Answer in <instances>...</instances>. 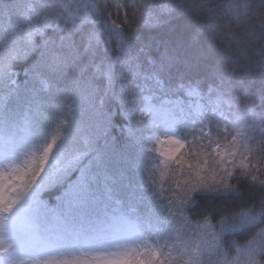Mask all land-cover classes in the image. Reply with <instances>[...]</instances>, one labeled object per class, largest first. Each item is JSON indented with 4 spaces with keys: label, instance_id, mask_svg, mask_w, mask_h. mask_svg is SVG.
Returning a JSON list of instances; mask_svg holds the SVG:
<instances>
[{
    "label": "snow or ice",
    "instance_id": "1",
    "mask_svg": "<svg viewBox=\"0 0 264 264\" xmlns=\"http://www.w3.org/2000/svg\"><path fill=\"white\" fill-rule=\"evenodd\" d=\"M0 264H264V0H0Z\"/></svg>",
    "mask_w": 264,
    "mask_h": 264
},
{
    "label": "trees",
    "instance_id": "2",
    "mask_svg": "<svg viewBox=\"0 0 264 264\" xmlns=\"http://www.w3.org/2000/svg\"><path fill=\"white\" fill-rule=\"evenodd\" d=\"M241 243H243V241L241 240Z\"/></svg>",
    "mask_w": 264,
    "mask_h": 264
}]
</instances>
